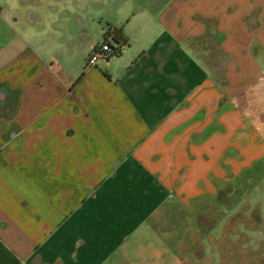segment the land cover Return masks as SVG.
I'll list each match as a JSON object with an SVG mask.
<instances>
[{"label":"crops","instance_id":"crops-1","mask_svg":"<svg viewBox=\"0 0 264 264\" xmlns=\"http://www.w3.org/2000/svg\"><path fill=\"white\" fill-rule=\"evenodd\" d=\"M33 1L0 9V264H202L201 235L256 261L208 229L264 159L242 97H264V0ZM107 24L128 45L86 67ZM178 212L189 243L148 239Z\"/></svg>","mask_w":264,"mask_h":264},{"label":"rangeland","instance_id":"rangeland-1","mask_svg":"<svg viewBox=\"0 0 264 264\" xmlns=\"http://www.w3.org/2000/svg\"><path fill=\"white\" fill-rule=\"evenodd\" d=\"M38 1H40L37 4L38 8H41V5H43L41 4L42 0ZM149 1L151 0H145V2ZM31 7H36V3L33 0H0L2 16L5 17L7 15L9 19L15 18L20 20L22 14L30 10ZM46 20L50 19L47 18ZM73 20L74 18H69V23H74ZM262 60H264V48H261L258 54L259 63ZM242 97H246L247 101L244 112L251 124H254L256 127L258 136L264 138V97H261L257 90H247L243 93ZM230 184L231 192L228 194L226 202L210 201L213 223L208 232L211 236L219 238L225 234L228 241L233 243L236 237L228 231L231 229L228 226L232 222L231 226L235 227L242 235L240 241V243L242 242L241 248L251 250L260 248L256 254L249 255L243 253L239 258L242 259L243 263H246L252 257L257 260L250 262V264H264V260H262L264 259V159H261L252 168H243L230 181ZM182 214L184 215L183 212H178L177 215H172L171 222L168 221L162 225L155 223L156 226L153 231L147 233L148 239L151 238V241L155 245L161 244L166 247L171 246V248H174L178 242L189 243L191 233L188 227L190 225L187 219L183 220ZM175 216L177 217L176 221ZM257 220H260L261 223L256 226V228L258 227L257 229H253L252 225L254 226L253 223H256ZM173 230V235H170V232ZM200 241L204 245L206 244L205 253L207 261L202 264H218L219 256L213 251L212 245L208 247L209 244L205 242L206 239L202 235ZM188 259L193 264H201L200 260H193L190 258V255H188Z\"/></svg>","mask_w":264,"mask_h":264},{"label":"trees","instance_id":"trees-1","mask_svg":"<svg viewBox=\"0 0 264 264\" xmlns=\"http://www.w3.org/2000/svg\"><path fill=\"white\" fill-rule=\"evenodd\" d=\"M100 43L108 45L109 57L119 54L122 47L128 45L121 27L106 25Z\"/></svg>","mask_w":264,"mask_h":264},{"label":"built area","instance_id":"built-area-1","mask_svg":"<svg viewBox=\"0 0 264 264\" xmlns=\"http://www.w3.org/2000/svg\"><path fill=\"white\" fill-rule=\"evenodd\" d=\"M109 57L108 45L99 43L89 53L86 59V67L94 66L98 61L106 60Z\"/></svg>","mask_w":264,"mask_h":264},{"label":"water","instance_id":"water-1","mask_svg":"<svg viewBox=\"0 0 264 264\" xmlns=\"http://www.w3.org/2000/svg\"><path fill=\"white\" fill-rule=\"evenodd\" d=\"M5 94L0 89V103L3 101Z\"/></svg>","mask_w":264,"mask_h":264}]
</instances>
